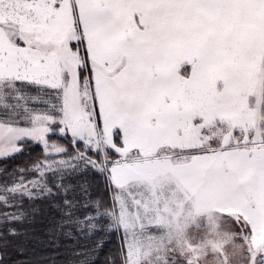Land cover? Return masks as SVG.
Segmentation results:
<instances>
[{"label": "snow or ice", "instance_id": "1", "mask_svg": "<svg viewBox=\"0 0 264 264\" xmlns=\"http://www.w3.org/2000/svg\"><path fill=\"white\" fill-rule=\"evenodd\" d=\"M33 142L0 264H264V0H0V160Z\"/></svg>", "mask_w": 264, "mask_h": 264}, {"label": "trees", "instance_id": "2", "mask_svg": "<svg viewBox=\"0 0 264 264\" xmlns=\"http://www.w3.org/2000/svg\"><path fill=\"white\" fill-rule=\"evenodd\" d=\"M53 141H57V137L53 136L51 138ZM63 144V140L57 141ZM42 146L36 143H31L27 148H25L24 154L16 155L14 159L0 160V166L7 165L11 169L14 165H24L25 162H30L38 158H42ZM59 158V157H53ZM101 194H103V186L100 187ZM38 207H40L43 212L41 216L37 217V220L43 219V215L47 214V205L43 202H37ZM25 227H29L25 225ZM118 240L115 236L111 238L110 243L105 246V252H110L117 247ZM58 250L51 244L45 242L44 240H36L25 246V251L23 255L18 254L15 247H9L5 259L7 264H29V262L40 261L41 264H61L59 259L53 260L54 257H58ZM101 256V260H103Z\"/></svg>", "mask_w": 264, "mask_h": 264}]
</instances>
